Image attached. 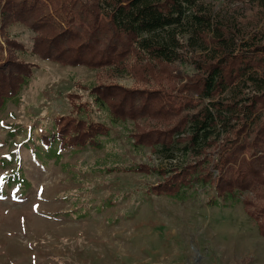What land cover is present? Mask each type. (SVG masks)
I'll return each instance as SVG.
<instances>
[{
    "label": "trees",
    "instance_id": "1",
    "mask_svg": "<svg viewBox=\"0 0 264 264\" xmlns=\"http://www.w3.org/2000/svg\"><path fill=\"white\" fill-rule=\"evenodd\" d=\"M222 1L215 9L210 0H0V108L37 67L16 54L25 48L9 33L15 22L35 32L31 51L41 59L87 66L100 79L131 72L136 88L103 80L88 86L90 96L114 122H135V147L179 146L186 159L171 169H116L158 172L163 182L148 189L156 195L213 185L210 204L241 196L264 239V31L249 22L264 0ZM57 127L46 140L59 150L99 146L109 133L78 118Z\"/></svg>",
    "mask_w": 264,
    "mask_h": 264
},
{
    "label": "rangeland",
    "instance_id": "2",
    "mask_svg": "<svg viewBox=\"0 0 264 264\" xmlns=\"http://www.w3.org/2000/svg\"><path fill=\"white\" fill-rule=\"evenodd\" d=\"M249 13L264 31V11ZM9 33L24 45L18 57L37 67L0 108V264H264V239L241 196L210 204L213 185L156 195L148 189L163 182L158 172L116 169H171L186 159L179 146L135 147V122H114L90 96L88 86L103 80L136 88L131 72L100 79L87 66L34 55L28 26L15 22ZM73 102L86 106L79 111ZM59 118L105 123L109 133L99 146L59 150L46 140L58 134Z\"/></svg>",
    "mask_w": 264,
    "mask_h": 264
},
{
    "label": "built area",
    "instance_id": "3",
    "mask_svg": "<svg viewBox=\"0 0 264 264\" xmlns=\"http://www.w3.org/2000/svg\"><path fill=\"white\" fill-rule=\"evenodd\" d=\"M214 172L213 176H215L217 174V171L216 170H212Z\"/></svg>",
    "mask_w": 264,
    "mask_h": 264
}]
</instances>
